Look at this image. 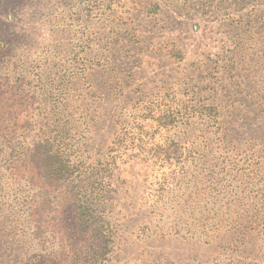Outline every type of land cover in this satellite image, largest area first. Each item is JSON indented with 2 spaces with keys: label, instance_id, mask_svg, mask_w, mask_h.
<instances>
[{
  "label": "rangeland",
  "instance_id": "1",
  "mask_svg": "<svg viewBox=\"0 0 264 264\" xmlns=\"http://www.w3.org/2000/svg\"><path fill=\"white\" fill-rule=\"evenodd\" d=\"M0 264H264V0H0Z\"/></svg>",
  "mask_w": 264,
  "mask_h": 264
}]
</instances>
